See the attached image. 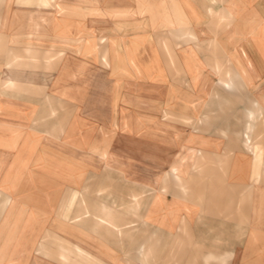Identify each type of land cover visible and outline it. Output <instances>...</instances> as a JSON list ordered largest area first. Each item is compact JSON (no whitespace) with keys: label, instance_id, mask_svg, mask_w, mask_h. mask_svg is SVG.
Masks as SVG:
<instances>
[{"label":"crops","instance_id":"obj_1","mask_svg":"<svg viewBox=\"0 0 264 264\" xmlns=\"http://www.w3.org/2000/svg\"><path fill=\"white\" fill-rule=\"evenodd\" d=\"M69 2L52 23L84 58L49 83L83 68L85 111L56 114L29 94L45 8L3 6L0 264H264V0Z\"/></svg>","mask_w":264,"mask_h":264},{"label":"rangeland","instance_id":"obj_2","mask_svg":"<svg viewBox=\"0 0 264 264\" xmlns=\"http://www.w3.org/2000/svg\"><path fill=\"white\" fill-rule=\"evenodd\" d=\"M57 2H60V0H56ZM65 1V2H63ZM61 3H58L56 5V7L54 9H46L44 10V13L46 14L43 18L45 19L44 20V27H43V32H44V35L47 37H45V43H44V46L43 48L44 51L43 53L39 52V53H35L34 50L30 53L32 56L35 55V57H38L39 55H42V56H45L47 55L49 52H52L54 54H60L61 56V61L66 57V54L67 52H70L72 51V54H71V60L75 61V64H76V59H79V60H82L81 58H84V55H77V54H74V52L76 50L74 49H70V48H76L77 49V52L76 53H81L80 50H78L79 48L80 49H83L84 48V39H80L81 41H71V40H67L66 39H63L64 36H62L63 34L61 33H55V26H54V23L53 22V19H66L68 18L69 16H72L71 12L73 11L69 5V0H63ZM30 6H33L32 4H28ZM3 6L1 7L0 6V15H2V11H3ZM83 10L82 9L81 11H79L80 13V18H83L84 14H83ZM3 34V33H2ZM4 35V34H3ZM49 38V39H48ZM92 49H93V53L97 52L98 53V49L101 48V41L99 39H94L92 42ZM6 48V45H5V39L3 38L2 41H1V47L0 49H5ZM8 49V48H7ZM101 50V49H100ZM45 52H48V53H45ZM81 57V58H80ZM27 59H29V61H32V65L30 64L28 66V68H30V70H34V71H37L39 69V71L43 72L44 73V78H45V84L43 87H39L41 89H36V88H33V91H35L34 93H31L29 92V94H38L39 96H42L44 95L45 96V103H44V106H45V111H54V113H58V112H68L70 111L68 109V104L63 101V99H60L58 102L56 100V97L54 96H59L60 98H67L69 96H71L72 98H76V100L80 103L79 104V108L78 110L80 111H85V99H84V96H85V93H84V70L82 68V70L80 69V67L76 66L74 63H70L68 66L69 67H72V69L75 71V72H78L77 76L78 77L74 83H76V86L75 88H73L71 90V92H67L66 95H69V96H65L63 95L62 93L64 92V88H55L53 87V84L52 82L49 83V81H51V79L54 78L53 75H55L58 71V64L57 63H49V64H46L45 63V59H43L42 57H40V59H32L30 60L31 58L27 56ZM93 59H97V57H93ZM61 61L59 62V64L61 63ZM31 63V62H30ZM96 63L93 62V76L91 77V72L89 73L90 75V78L89 80L91 81V79L93 80H101V76H100V72L99 71H95V65ZM70 72L69 70H63L62 72V75L59 76V79L61 80L60 84H68V82L72 79L70 77ZM56 76V75H55ZM104 80L106 79V77L103 78ZM108 79H111V78H108ZM54 83V82H53ZM111 83V86L110 84H107L105 87H110V89L108 88H105L106 91L109 93V97L105 95V101L106 102H110L108 103L109 106L106 107V105L104 106L105 109H102L100 108V100L98 102V105H95L96 103H94L93 105V108H94V111H111L112 110V107H111V101H112V98H111V93L113 91V83ZM91 84V83H90ZM95 84L96 85H100V82L99 83H96L94 82L93 84V88L92 90L94 91V95H96L95 93V90H100V87H95ZM103 84V83H102ZM54 85L58 86V84L54 83ZM51 86V87H50ZM16 89V88H14ZM29 91L32 90L31 87L27 88ZM39 90V91H38ZM38 91V92H37ZM91 95V93H90ZM94 97V98H93ZM92 97V100L94 99L95 101V96ZM65 100V99H64ZM95 107H97V110H95ZM103 107V105H102ZM88 110L90 111L91 110V105H89L88 107ZM63 121V120H62ZM63 122H66L67 121H63ZM157 156L160 157V158H166L167 157V154H165L164 151H159L160 148L158 146V149H157ZM176 154V153H175ZM158 170H164V168H160ZM48 238V237H47ZM52 238V237H50Z\"/></svg>","mask_w":264,"mask_h":264},{"label":"bare ground","instance_id":"obj_3","mask_svg":"<svg viewBox=\"0 0 264 264\" xmlns=\"http://www.w3.org/2000/svg\"><path fill=\"white\" fill-rule=\"evenodd\" d=\"M6 1L7 0H0V6L1 7L4 6ZM77 1H81L83 3L84 0H77ZM16 2L18 4H20V5L32 4V5H36V6L40 7V8H46V9H48V8L49 9H54L56 7V5H57V1L56 0H16ZM1 26H2V20H1V15H0V47H1V41L4 38V35L1 33ZM188 35H191V33L188 32ZM100 41L104 42L103 40H100ZM165 46H166V44H165ZM30 47L31 46H29L28 48L25 49V52H26L27 56L30 57L31 59H37V57H35V55L32 56L30 54L33 51V50L31 51ZM34 52L36 53V50ZM10 53H11V51H10ZM45 53H48V52H45ZM102 53H103L102 54V58L104 59V62L106 64H108L107 52L104 51ZM19 57H20V54L16 55L15 53H13V58L15 60L20 59ZM41 57L43 59H45V63L46 64H49V63H51V64H53V63L59 64V62L62 59L59 53L58 54H54L52 52H49L47 55L41 56ZM22 58H26V56H21V59ZM38 58L40 59V56H38ZM3 86L6 87V88H15L16 86L18 87V84L16 82H9L8 81V82L3 83ZM177 179L179 181H182V179L179 176H177ZM109 216H110V214H109ZM100 220H102L103 222L107 221L106 218H104V217L100 218Z\"/></svg>","mask_w":264,"mask_h":264}]
</instances>
